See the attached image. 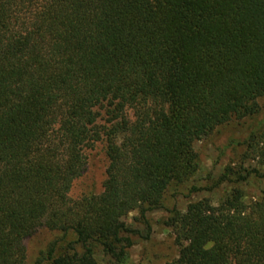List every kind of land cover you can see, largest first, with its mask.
Returning <instances> with one entry per match:
<instances>
[{"label": "trees", "instance_id": "trees-1", "mask_svg": "<svg viewBox=\"0 0 264 264\" xmlns=\"http://www.w3.org/2000/svg\"><path fill=\"white\" fill-rule=\"evenodd\" d=\"M262 96L264 0H0V264H40L25 238L42 227L75 235L50 264L130 263L127 215L149 238L148 212L200 169L195 142ZM247 146L264 165V128ZM93 151L103 188L74 198ZM252 172L229 164L190 191ZM170 211L180 248L163 264H264L263 188Z\"/></svg>", "mask_w": 264, "mask_h": 264}, {"label": "rangeland", "instance_id": "rangeland-1", "mask_svg": "<svg viewBox=\"0 0 264 264\" xmlns=\"http://www.w3.org/2000/svg\"><path fill=\"white\" fill-rule=\"evenodd\" d=\"M259 100L262 104V110L259 113L240 119L234 118L195 142V148L200 157V169L186 183L171 185L165 194L164 206L148 212L151 225L149 238L145 237L148 234L146 225L136 219L138 211L134 210L127 215L126 221L142 232V235H132L133 245L128 249L130 255L128 264H163L178 256L180 246L173 228L168 224V219L172 215L170 210L185 212L190 202L206 196L210 197L214 203H218L235 185L243 189L244 198L247 201L260 195V189H264V175H256L254 172L250 175L251 183L224 182L210 190L190 191L192 184L196 183L201 186H211L229 164L235 168L241 165L248 169L254 166L264 168V165L257 162L258 158H254L253 153L247 149L250 136L259 135L264 128V96ZM105 168L106 158L103 152L93 151L87 168L73 185L72 197L101 192ZM74 239L73 232L63 234L42 227L25 238V244L31 261L42 259L40 264H50V261L43 260L50 244L57 241L58 252H60L66 248L68 242ZM97 255L104 260L105 264H117L104 256L102 251H97Z\"/></svg>", "mask_w": 264, "mask_h": 264}]
</instances>
